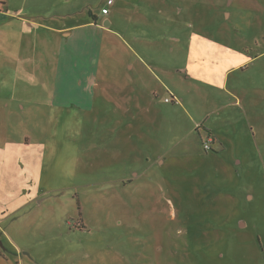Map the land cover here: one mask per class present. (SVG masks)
Segmentation results:
<instances>
[{
  "label": "rangeland",
  "instance_id": "obj_1",
  "mask_svg": "<svg viewBox=\"0 0 264 264\" xmlns=\"http://www.w3.org/2000/svg\"><path fill=\"white\" fill-rule=\"evenodd\" d=\"M108 1L0 0V263L264 264V0Z\"/></svg>",
  "mask_w": 264,
  "mask_h": 264
},
{
  "label": "crops",
  "instance_id": "obj_2",
  "mask_svg": "<svg viewBox=\"0 0 264 264\" xmlns=\"http://www.w3.org/2000/svg\"><path fill=\"white\" fill-rule=\"evenodd\" d=\"M114 6H115V0H114V4H113L111 7H114ZM106 7H107V3H106V6L104 5L103 8H106ZM111 7H109V9H110ZM103 8H102V9H103ZM110 13H111V9H110ZM103 16H104V15H103ZM109 16H110V14H109L108 16H105V17H109ZM92 17H93V16H92ZM94 20H95V19L92 18V21L90 22V23H92L93 25H95V23L93 22ZM111 20H112V19L109 20V19L106 18V19H104L103 22L106 24V22L109 21V22H110V26H111V25L113 24V22H111ZM110 26H109V27H110ZM47 36H48V35H47ZM102 44H103V43H102ZM88 53H90V51H88ZM94 56H95V55H94ZM94 56H93V57H94ZM93 57H92V58H93ZM86 65H87V63H86ZM88 70H89V69H88ZM89 72H90L91 74H88L87 72H86V74L89 75V76H93V75H92V71L89 70ZM80 75L82 76V74H80ZM91 79H92V77L90 78V81H91ZM86 82H87V81H85V83H86ZM89 83H90V82H89ZM4 144H5V143H4ZM4 144H3V146H4ZM0 222H1V220H0ZM1 232H2V231H1ZM261 248H262V250H263V247H261ZM0 258H1L2 260L4 259V258H2L1 255H0ZM4 260L7 261L6 259H4ZM7 262H8V261H7ZM0 264H1V263H0ZM3 264H5V263H3Z\"/></svg>",
  "mask_w": 264,
  "mask_h": 264
},
{
  "label": "built area",
  "instance_id": "obj_3",
  "mask_svg": "<svg viewBox=\"0 0 264 264\" xmlns=\"http://www.w3.org/2000/svg\"><path fill=\"white\" fill-rule=\"evenodd\" d=\"M113 4H114V0H109V1L107 2V7L102 9V15H104V16H108V15L110 14V9H109V7H111ZM166 102H170V100L167 99ZM205 148H206L207 150H210V149H211L210 142L206 143Z\"/></svg>",
  "mask_w": 264,
  "mask_h": 264
},
{
  "label": "trees",
  "instance_id": "obj_4",
  "mask_svg": "<svg viewBox=\"0 0 264 264\" xmlns=\"http://www.w3.org/2000/svg\"><path fill=\"white\" fill-rule=\"evenodd\" d=\"M210 145H211V149L210 150H208V151H212V150H214V148L212 147L213 146V144L210 142ZM80 217H81V213H80Z\"/></svg>",
  "mask_w": 264,
  "mask_h": 264
},
{
  "label": "water",
  "instance_id": "obj_5",
  "mask_svg": "<svg viewBox=\"0 0 264 264\" xmlns=\"http://www.w3.org/2000/svg\"><path fill=\"white\" fill-rule=\"evenodd\" d=\"M105 26H106V27H109V26H110V22L107 21L106 24H105ZM1 246H2V244H1Z\"/></svg>",
  "mask_w": 264,
  "mask_h": 264
}]
</instances>
